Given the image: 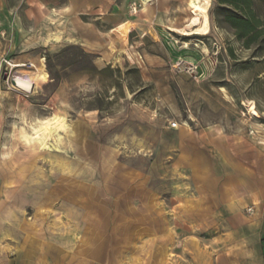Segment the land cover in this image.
I'll use <instances>...</instances> for the list:
<instances>
[{"label": "rangeland", "instance_id": "374dc122", "mask_svg": "<svg viewBox=\"0 0 264 264\" xmlns=\"http://www.w3.org/2000/svg\"><path fill=\"white\" fill-rule=\"evenodd\" d=\"M189 1L198 0H104L79 14L52 12L62 1L0 0V210L10 246L24 242L39 264L264 257V247L230 248L227 195L218 201L202 183L217 161L207 129L264 149V2L199 0L191 10ZM227 9L249 18L252 33L238 37ZM26 71L24 91L12 80ZM54 114L72 135L32 132ZM258 202L233 223L264 230Z\"/></svg>", "mask_w": 264, "mask_h": 264}, {"label": "crops", "instance_id": "0c3cea01", "mask_svg": "<svg viewBox=\"0 0 264 264\" xmlns=\"http://www.w3.org/2000/svg\"><path fill=\"white\" fill-rule=\"evenodd\" d=\"M103 1L43 0L45 5L54 6L61 3L63 8H72L79 14H83V10L89 3H92L90 4L92 7H96ZM206 133L209 145L217 158L216 170L209 173L211 174L209 177H215L216 180L212 182L207 176L202 180V183L203 187L208 190V195L211 197L215 194L218 201L222 199V196L227 195L226 203L230 202V248L249 249L254 247L259 249L264 247L262 226H258L259 229H254L255 227L250 222L246 223L247 221L241 225L233 223L234 217H243L241 215L243 208L254 206L258 209V201L264 202V149L257 148L244 137L224 134L218 128L207 129ZM221 170H225L227 173L223 177H220ZM1 210L0 264H39V259L37 260L32 249L27 247L24 242H19L20 245L17 246H10L12 245V241L8 239L10 227L6 221L5 212L3 213ZM13 231L19 235L18 229H13ZM21 233L23 232L21 231ZM12 247V251H9V248ZM246 254L250 258L249 253ZM245 260L249 261L250 259L246 258ZM253 263L264 264V257L256 255Z\"/></svg>", "mask_w": 264, "mask_h": 264}, {"label": "bare ground", "instance_id": "6f19581e", "mask_svg": "<svg viewBox=\"0 0 264 264\" xmlns=\"http://www.w3.org/2000/svg\"><path fill=\"white\" fill-rule=\"evenodd\" d=\"M200 6V1H189L188 2V7L191 10H195L198 8V6ZM70 11L69 7H64L62 9H52V12L54 13H58V12H62V13H68ZM136 9L133 10V12L135 13ZM142 11H147L146 6H144ZM54 40V39H53ZM32 74L26 71V78L22 77V76H16L13 77L12 83L15 87L27 91L31 88V82L29 80L30 76ZM38 77H40V79H42L43 81H45V76L41 75V74H37ZM60 131H63L65 134H71L73 133L72 130H70L67 126V124L64 121L63 117H59L58 115L54 114L52 117L50 118H46L44 120H40L37 121L36 125L34 127H32V132L35 135H38L40 133H45L47 135L48 138H52L54 135H58ZM45 142V141H44ZM46 146V143L43 145V147Z\"/></svg>", "mask_w": 264, "mask_h": 264}, {"label": "trees", "instance_id": "16d2710c", "mask_svg": "<svg viewBox=\"0 0 264 264\" xmlns=\"http://www.w3.org/2000/svg\"><path fill=\"white\" fill-rule=\"evenodd\" d=\"M249 0H223L224 3L237 5L239 3H247ZM264 2V0H261ZM224 21L230 25L237 31L238 37L245 38L248 34L252 33V29L250 26V19L244 16H240L235 14L234 12L230 13V9L226 10V14L224 16Z\"/></svg>", "mask_w": 264, "mask_h": 264}, {"label": "built area", "instance_id": "2783aa9c", "mask_svg": "<svg viewBox=\"0 0 264 264\" xmlns=\"http://www.w3.org/2000/svg\"><path fill=\"white\" fill-rule=\"evenodd\" d=\"M170 125H171V128H175L177 126V123H171ZM254 209H255L254 207H249L247 209L248 214L252 215L254 213Z\"/></svg>", "mask_w": 264, "mask_h": 264}]
</instances>
